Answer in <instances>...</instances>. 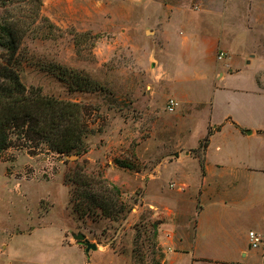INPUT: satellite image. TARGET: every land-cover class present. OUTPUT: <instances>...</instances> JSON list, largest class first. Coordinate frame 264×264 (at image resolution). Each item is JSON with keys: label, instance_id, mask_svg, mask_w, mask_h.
I'll return each instance as SVG.
<instances>
[{"label": "rangeland", "instance_id": "rangeland-1", "mask_svg": "<svg viewBox=\"0 0 264 264\" xmlns=\"http://www.w3.org/2000/svg\"><path fill=\"white\" fill-rule=\"evenodd\" d=\"M171 1L134 10L130 0H41L37 18L36 0L0 5V22L17 21L24 31L14 62L23 84L92 109L80 153L68 154L73 159L46 143L18 146L15 138L0 153V264H162L158 235L174 224L175 199H191V191L200 199L191 157L202 158L210 106L195 101L208 99L213 83L184 76L176 44L168 52L152 28L142 29L154 14L168 27L162 3ZM254 45L264 85V46ZM75 74L92 88L70 87ZM174 88L193 102L180 103ZM169 98L178 102L172 111ZM222 114L217 109L213 118ZM209 140L210 156L226 168L212 181L219 183L215 199H262L236 221L238 232L260 235L262 256L264 140L226 127ZM246 165L263 170L243 171ZM70 199L85 210L82 218ZM76 233L96 249L86 251Z\"/></svg>", "mask_w": 264, "mask_h": 264}, {"label": "crops", "instance_id": "crops-1", "mask_svg": "<svg viewBox=\"0 0 264 264\" xmlns=\"http://www.w3.org/2000/svg\"><path fill=\"white\" fill-rule=\"evenodd\" d=\"M130 1L134 10L139 6L149 8L150 0ZM173 1L162 3L168 8V27L154 14L147 17L142 29L146 32L152 28L150 36L168 44V52L169 46L176 44L181 53L177 63L183 64L184 76L191 73L213 79L208 99L195 101L202 107L210 106L208 127L219 126L212 133L226 127L246 139L264 140V85L259 75L262 66L256 61L259 55L254 48V44L264 46V0ZM220 52L224 54L219 59ZM173 95L180 103L193 102L175 88ZM217 109L223 112L218 120L213 118ZM209 142L202 158L191 157L200 199L194 198L192 191L191 199H175L178 206L173 209L174 224L159 230L162 264H261V251L249 245L248 227L238 232L236 221L249 215L262 199H215L219 183L212 185V181L226 168L210 156ZM256 169L263 170L243 167L247 172ZM257 230L264 234V229ZM69 244L81 249L77 243Z\"/></svg>", "mask_w": 264, "mask_h": 264}, {"label": "trees", "instance_id": "trees-1", "mask_svg": "<svg viewBox=\"0 0 264 264\" xmlns=\"http://www.w3.org/2000/svg\"><path fill=\"white\" fill-rule=\"evenodd\" d=\"M14 1L0 0V5L6 7ZM36 2L37 18L41 0ZM22 32L17 21L5 19L0 22V153L15 138L19 140L18 146L35 148L46 143L50 149L61 154H79L83 137L89 132L87 115L92 113V109L81 102L44 95L39 87L28 89L23 84L14 64ZM71 76L78 81H74L76 86L70 84V87L92 88L89 80L77 74ZM218 128H208L201 142L204 148L209 142V134ZM70 202L77 217L82 218L85 210L75 199H70Z\"/></svg>", "mask_w": 264, "mask_h": 264}, {"label": "built area", "instance_id": "built-area-1", "mask_svg": "<svg viewBox=\"0 0 264 264\" xmlns=\"http://www.w3.org/2000/svg\"><path fill=\"white\" fill-rule=\"evenodd\" d=\"M223 54H224L223 52H220L218 54V58L219 59L222 58ZM177 104H178V102L174 98H169L167 100V104H166L167 110H169V111L174 110V108L177 106ZM247 235H248L250 247L253 249H257L258 246L262 243V239H261L260 235L255 233L252 230H249ZM261 264H264V253L262 255V263Z\"/></svg>", "mask_w": 264, "mask_h": 264}, {"label": "water", "instance_id": "water-1", "mask_svg": "<svg viewBox=\"0 0 264 264\" xmlns=\"http://www.w3.org/2000/svg\"><path fill=\"white\" fill-rule=\"evenodd\" d=\"M74 157H77L76 154H72V155H66V158L68 159H73ZM73 237L77 240V241H81L85 244V250L88 251L90 249L95 250L96 249V244L94 243H89L87 242L85 235L83 233H76L73 234Z\"/></svg>", "mask_w": 264, "mask_h": 264}]
</instances>
